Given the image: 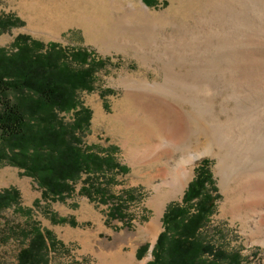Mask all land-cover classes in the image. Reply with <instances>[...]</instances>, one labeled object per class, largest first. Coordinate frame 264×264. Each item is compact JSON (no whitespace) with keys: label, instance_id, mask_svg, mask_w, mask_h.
I'll use <instances>...</instances> for the list:
<instances>
[{"label":"rangeland","instance_id":"rangeland-1","mask_svg":"<svg viewBox=\"0 0 264 264\" xmlns=\"http://www.w3.org/2000/svg\"><path fill=\"white\" fill-rule=\"evenodd\" d=\"M157 1L150 7L143 0H0V15L24 22L0 35V48L11 51L14 39L25 34L45 44L58 43L67 50L83 48L106 61V67L96 75L95 90L79 96L92 112L83 142L84 146L110 150L128 168L106 187L108 196H134L124 206L125 221L109 220L114 201L103 204L99 198L81 196L82 182L65 202L46 203L32 178L17 167L1 163L0 191L16 188L21 208L32 213L27 216L15 208L0 212V264H17L18 253L28 243L18 228H26L30 221L51 231L60 243L50 254V264H147L164 230L167 207L183 203L203 160H208L205 168L219 199L200 237L230 258L239 254L243 264H264V246L253 241L240 222L222 216L226 197L217 174L218 158L210 148V141L228 147L234 139L235 134L227 136L232 128L224 129L214 120L222 112L223 102L229 111L221 119L248 127L243 134L248 135L250 130L254 135L256 127L264 125V0ZM138 4L146 7L147 16L138 11ZM37 17L60 26L51 35L35 32L31 24ZM87 21L92 26H87ZM134 94L146 96L148 101L137 103V107ZM151 101L154 104H149ZM145 103L160 116L180 104L192 113L194 130L203 135V140L190 150L165 154L154 169L140 164V158L149 161L154 156L153 150L155 154L170 152L173 141L166 137L163 145L149 149L126 132L124 122ZM235 108L237 113L231 111ZM63 117L71 121L73 115ZM226 150L225 157L230 158L229 148ZM194 155L198 158L191 166ZM185 171L190 175L182 190L170 199L162 198L161 194ZM36 201H40V207L34 205ZM52 215L72 218L78 225H55L50 220ZM152 226L158 228L157 233L149 232ZM10 228L17 233L12 235ZM146 247L147 253L138 255Z\"/></svg>","mask_w":264,"mask_h":264},{"label":"trees","instance_id":"trees-1","mask_svg":"<svg viewBox=\"0 0 264 264\" xmlns=\"http://www.w3.org/2000/svg\"><path fill=\"white\" fill-rule=\"evenodd\" d=\"M143 2L150 7L158 3ZM23 24L20 18L0 15V35ZM106 65L105 60L95 58L86 49L67 50L58 43L45 44L25 34L14 39L11 51L0 48V164L17 167L32 178L46 203L65 202L82 182L81 196L99 198L103 204L113 200L108 219L125 221L124 206L133 201V193L127 198L108 196L106 187L119 174H126L128 168L110 150L84 146L83 142L90 130L92 112L79 96L95 90L96 75ZM70 114L72 120L66 121L63 116ZM207 163L202 161L183 203L167 207L164 231L147 264H243L239 254L230 258L200 237L219 199L205 168ZM20 203L16 188L0 191V212L15 208L31 215L32 210L21 208ZM34 205L40 207V201ZM50 220L55 225H78L72 218L56 215ZM10 230L12 235L17 233L15 228ZM18 232L28 243L18 253L17 264H50L51 252L60 246L53 233L32 221ZM148 249L141 248L138 255Z\"/></svg>","mask_w":264,"mask_h":264},{"label":"bare ground","instance_id":"bare-ground-1","mask_svg":"<svg viewBox=\"0 0 264 264\" xmlns=\"http://www.w3.org/2000/svg\"><path fill=\"white\" fill-rule=\"evenodd\" d=\"M236 6L232 8L234 9ZM138 11L145 16L148 15L146 7L143 4H138ZM133 14L134 12H131V16ZM37 19L39 21L35 22ZM37 19L31 24V29L35 32L38 31L51 35L59 25L58 23L47 22L46 19L44 21L41 17H37ZM86 24L89 27L92 26L89 21ZM139 45H141V42H139ZM134 95L132 97H134L133 102H135L136 106L138 105L137 103L142 104L143 102L141 101H148V97L146 96ZM151 103L153 102L151 101L149 104ZM224 103L222 112L214 120L224 129L228 127L232 128L227 136L229 138L231 134H235L234 139L229 143L228 147L222 146L221 142L217 144L209 139L212 155L218 158L217 174L221 177L226 197L221 208L222 216H230L233 223L240 222L242 230L248 232L253 241L264 246V125H259V128L256 127L258 130H255L256 133L254 135H252L254 131L250 130L248 135L243 134L242 132L248 130V127L245 129L242 127L243 125H240V122H230V120L224 121L221 119V115L228 114L227 112L229 111V107ZM135 104L133 105L135 106ZM149 104H143L144 107L141 106L139 112L135 113L136 115L131 119L128 118L129 120H126L124 123L126 132L133 134L134 139L147 144L146 146H149V149L163 145L166 137H170L173 140L170 152L155 154L153 150L154 156L149 161H144L143 158L139 159L140 164L151 166L154 169L158 166L162 156L167 153L173 156L177 152L190 150L195 143L198 144L201 141L203 135L194 130L192 113L186 111L180 104L171 106L168 114H163V116H160ZM231 111L237 113L238 109H231ZM99 116L102 117L101 113H99ZM227 148L231 152L230 158L225 157V150ZM193 157L189 161L191 166H193L198 158L196 155ZM226 161L230 164L229 166H227ZM185 172L177 178V181L172 183L167 191L161 194L162 198L165 200L170 199L182 190L190 175V172ZM154 204L158 205L156 201ZM153 224L154 226L157 225L156 219L153 221ZM149 232L152 234L157 233L158 228L153 227Z\"/></svg>","mask_w":264,"mask_h":264},{"label":"water","instance_id":"water-1","mask_svg":"<svg viewBox=\"0 0 264 264\" xmlns=\"http://www.w3.org/2000/svg\"><path fill=\"white\" fill-rule=\"evenodd\" d=\"M153 248H154V247H153ZM153 248H152V249H153Z\"/></svg>","mask_w":264,"mask_h":264}]
</instances>
